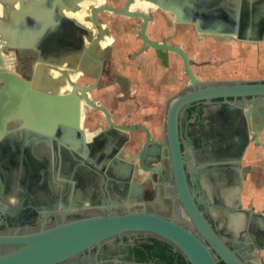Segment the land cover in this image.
Segmentation results:
<instances>
[{"label":"flooded vegetation","instance_id":"obj_1","mask_svg":"<svg viewBox=\"0 0 264 264\" xmlns=\"http://www.w3.org/2000/svg\"><path fill=\"white\" fill-rule=\"evenodd\" d=\"M133 3L134 0H106L96 7L95 0L87 3L85 0H43V10L52 14L50 19L56 25L50 33L44 29L42 43L27 45L20 51L12 43L0 45L3 59L0 61V98L6 87L1 81L4 76L21 85L26 100L25 113L18 110L21 105L12 103L10 120L5 127H0L1 235L24 234L56 225L66 211L74 213L69 219L100 214L109 204L107 195L111 200L124 199L130 183L142 187L141 191L138 186L133 189L136 200L132 210H157L197 232L175 186L170 153L164 150L170 106L193 86L184 54L201 84L235 80L225 76L224 41L209 36L201 40L202 36L192 26L178 25L170 13L155 5L147 13L139 8L132 11ZM71 16L90 21V29L78 26L68 18ZM52 21L47 23L53 25ZM145 40L169 48L158 49ZM208 42L216 44L215 60L207 59L211 55ZM234 51L238 53L239 47ZM259 81L264 82H245ZM83 95L106 108L118 126L136 130L130 131L127 139L118 130L115 141L91 142L108 124L104 112L83 100L82 113L74 117V132L67 136L59 116L65 108L64 99L71 96L76 103L75 99L81 101ZM99 99L113 103L146 100L138 107L142 111L146 105L155 109L157 116L160 114L159 134L146 123L130 121V117L124 123L117 122L112 109L106 103L100 104ZM228 102L227 105L222 99L201 101L182 110L179 130L185 169L190 186L200 189L199 196L210 202L198 204L195 199L204 217L217 222L213 228L218 236L227 239L229 248L244 264H264V238L261 232L258 235L256 226L260 218L252 217L258 212L264 216V208L257 210L244 202L248 180L256 176L255 168L248 164L250 151L252 147L264 149L253 142L246 147L240 141L242 135L237 134L238 112L242 105L252 104L251 99L246 102L229 99ZM146 118L149 120L150 116ZM49 121L54 124L50 126ZM228 129L232 132L226 134L224 131ZM226 135L233 136L229 145L224 144ZM261 141L264 143V130ZM66 145L76 146L78 155L72 157L67 153ZM146 145L147 157L142 167L138 155ZM224 145L229 148L226 150ZM115 158L132 164L133 170L128 168L114 174V166L120 163ZM153 167L158 169L151 171ZM257 171L264 173L263 168ZM191 178L198 179L195 186ZM215 178L220 179L218 191L207 183ZM117 187L122 190L120 193L114 189ZM23 197H26L24 205L18 207ZM165 207L168 210H163ZM126 209L121 202L117 211ZM14 210L15 214L10 215ZM16 248L0 246V251ZM58 264L191 263L166 240L133 231L110 238Z\"/></svg>","mask_w":264,"mask_h":264},{"label":"water","instance_id":"obj_2","mask_svg":"<svg viewBox=\"0 0 264 264\" xmlns=\"http://www.w3.org/2000/svg\"><path fill=\"white\" fill-rule=\"evenodd\" d=\"M151 2L158 9L173 15L178 25L192 26L195 32L200 37L202 36L201 40L204 36H209L214 40L224 42L230 40L243 43H261L264 41V0H151ZM0 5L6 10L5 17H0V45L8 46L12 43L19 51L27 45H40L44 36V29H48L47 31L50 33L55 28V21L50 19L52 14L43 10V0H0ZM16 5L19 8H15ZM45 13L47 17H44ZM10 17L13 18L12 21L7 19ZM47 21H52L54 24L49 25ZM145 41L149 46L158 49L169 48ZM184 56L193 86L190 91L178 96L170 106L166 121L165 140L167 145H164V150L168 149L170 153L175 186L182 205L197 232L180 224L174 217H166L157 210L154 212H148L146 209L132 210L131 207L134 206L133 202L136 200L133 189L138 186L141 191L142 187L137 183H130L124 191V199L114 198L111 200L112 197L107 195L109 204L101 210L100 214L90 213L79 218L69 219L68 217L74 213L66 211L62 213V220L56 225L42 226L24 234H0V246H17L11 251H0V264H58L100 245L110 238L133 231L151 233L166 240L180 250L191 264H219L221 261L225 264H244L236 253L229 248L226 243L227 239L218 236L215 232L213 227L217 226V222L214 219H206L198 208V204L208 205L210 202L205 200L203 196H199L201 190L192 188L187 178L179 119L182 110L192 103L222 99L228 105L229 99L243 102L251 99L253 105L246 104L240 107L237 134L242 135L240 141H243L246 147L253 142L264 149V143L261 141L264 130V82L234 81L201 84L192 73L187 56L185 54ZM0 61L3 62V59L0 58ZM2 79L1 81L6 87L0 98L1 128L5 127L10 120L13 109L12 103L17 102L21 105L18 110L23 114L26 103L25 93L22 91L21 85L13 83L4 76ZM71 96L64 99L65 108L59 115L66 126L64 131L67 136L74 132V117L76 118V115L82 113L84 101L95 110L104 112L108 124V128L101 130L97 136L92 138L91 142L115 141L118 130L123 131L124 139H127L128 133L136 130L135 128L118 126L106 108L95 104L85 95L81 101L75 99L76 103ZM49 119L52 121L51 117ZM51 121H49L50 126L54 124ZM103 124L104 122L101 123V125ZM230 130L224 132L229 134L232 132ZM232 137L226 135L223 138L224 144L229 145ZM76 148L74 145L65 146L66 152L72 157L78 155ZM224 148L227 150L229 147L224 145ZM147 149L148 146L146 145L145 149L138 155L142 167H144V160L147 157ZM115 159L120 163L114 166L112 170L114 174H121L128 168L133 170L132 164L118 158ZM150 169L153 171L158 168ZM206 169L208 168L204 170ZM191 182L195 186L198 179L191 178ZM219 182L220 179L216 178L207 180V183L211 184V188L214 187L217 191L220 190ZM114 189L117 193L122 191L119 187ZM113 195L117 194L114 193ZM25 200L26 197H23L18 207L24 205ZM121 202L127 208L123 212L117 211ZM101 205H105L104 200ZM163 210L168 209L165 207ZM239 211L250 214L249 211L242 209ZM14 212L16 211H11L10 215L15 214ZM2 213L6 218L11 219L5 211ZM252 217L260 218L259 220L256 219L258 220L256 226L259 229L258 235L261 232L264 238V216L258 212L254 213ZM249 235L248 232L247 236Z\"/></svg>","mask_w":264,"mask_h":264},{"label":"crops","instance_id":"obj_3","mask_svg":"<svg viewBox=\"0 0 264 264\" xmlns=\"http://www.w3.org/2000/svg\"><path fill=\"white\" fill-rule=\"evenodd\" d=\"M19 8V6H17ZM243 42H235L228 40L227 42H224L223 48H224V57L222 60L224 61V68L226 65L230 63L231 59V51H234L236 47H239V51L242 48ZM249 45H257L260 47H264V41L261 43H245ZM216 44L208 42V52L211 54L210 57L207 59L209 60H215L216 59ZM56 75L57 72L53 71ZM52 73V72H51ZM57 84V83H56ZM55 88L56 85H53ZM63 90V89H62ZM101 103H106L109 108L112 109L113 117L117 122H125V120L130 117V121H133L134 123H146L147 126H150L153 130L156 131L157 134H159L161 129V117L160 114L158 116L154 112L155 109L149 108L148 106L144 105L143 110L141 113L139 112V104L142 103L145 104L146 100H128V101H120L118 103H113L104 101V100H97ZM152 115V117H151ZM146 116H150L149 120H146ZM85 117V116H84ZM145 118V119H144ZM8 129V128H7ZM93 134V132H92ZM248 164L254 167V172L256 173V176H251L248 180V191L246 193V196L244 197V202L246 205L252 204L255 206L257 210H263L264 208V173H260L257 171V168L264 169V150L252 147L250 151V156L248 160ZM262 174V175H258ZM256 184V185H254ZM264 256V253H263Z\"/></svg>","mask_w":264,"mask_h":264},{"label":"rangeland","instance_id":"obj_4","mask_svg":"<svg viewBox=\"0 0 264 264\" xmlns=\"http://www.w3.org/2000/svg\"><path fill=\"white\" fill-rule=\"evenodd\" d=\"M231 56L230 63L225 67V76L235 81L264 80V47L242 43L240 51H231Z\"/></svg>","mask_w":264,"mask_h":264},{"label":"clouds","instance_id":"obj_5","mask_svg":"<svg viewBox=\"0 0 264 264\" xmlns=\"http://www.w3.org/2000/svg\"><path fill=\"white\" fill-rule=\"evenodd\" d=\"M88 0H85V3H87ZM106 0H95L96 7H100L102 4H104ZM155 6L152 4L151 0H134V3L132 4L131 10L135 11L137 8H139L140 11L147 13L150 9H153ZM3 7L0 6V16H3ZM69 19H73L78 26H84L88 27L90 29L91 22H85L83 19H78L75 16L68 17ZM112 40H109V43H112ZM107 46V45H105Z\"/></svg>","mask_w":264,"mask_h":264},{"label":"bare ground","instance_id":"obj_6","mask_svg":"<svg viewBox=\"0 0 264 264\" xmlns=\"http://www.w3.org/2000/svg\"><path fill=\"white\" fill-rule=\"evenodd\" d=\"M3 13H6V10L3 8ZM67 90V89H66ZM104 125V124H103ZM92 134V133H91ZM91 138V137H90Z\"/></svg>","mask_w":264,"mask_h":264}]
</instances>
